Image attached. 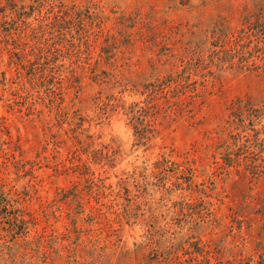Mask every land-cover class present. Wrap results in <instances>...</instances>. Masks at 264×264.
Wrapping results in <instances>:
<instances>
[{"label":"rangeland","instance_id":"rangeland-1","mask_svg":"<svg viewBox=\"0 0 264 264\" xmlns=\"http://www.w3.org/2000/svg\"><path fill=\"white\" fill-rule=\"evenodd\" d=\"M0 125V264H264V0H0Z\"/></svg>","mask_w":264,"mask_h":264},{"label":"trees","instance_id":"trees-1","mask_svg":"<svg viewBox=\"0 0 264 264\" xmlns=\"http://www.w3.org/2000/svg\"><path fill=\"white\" fill-rule=\"evenodd\" d=\"M178 89H180V88H175L174 89V91H177ZM139 111H141V110H139ZM138 111V112H139ZM141 116H142V114H141ZM144 123H147L146 122V120H144ZM0 129H3V127H2V125H0ZM150 128H148V130H149ZM259 138V135L258 134H256V136H255V139L257 140ZM223 146H225V149H229L228 148V145H226V142H224V144H222ZM234 147H237L238 149H237V151H236V153H237V155H235L236 157L238 156V159H240V157H241V154H242V147L240 146V145H238V141H236V142H234L233 144H232ZM244 145H246V143L244 144ZM229 162V161H228ZM188 172H189V177H188V179H189V182H190V184L192 185V177H193V175H192V170H190V169H186ZM210 214H211V212H210ZM203 218H202V216L200 215V213H198L197 214V220H195V221H193L194 222V224H195V226L196 227H198L199 226V222H201V223H203ZM18 221V222H17ZM15 222H17L18 224L19 223H23V222H25V221H21V218H19L18 216H17V219H14L13 220V222H12V225L15 223ZM23 232H21V233H19V234H22ZM19 234H17V235H19ZM16 235V234H15ZM14 235V236H15ZM191 250L189 251L188 250V252L187 251H185L186 253H182V254H184L185 256H189V258H190V260H192V261H196V260H199V258L203 261V263L204 264H212L211 263V259H213L211 256H209V254L210 253H203V249H201V247H200V241L198 240V241H196V242H194L193 243V245L191 246ZM235 260V259H234ZM249 260V259H248ZM238 262H239V260H238ZM240 262H242L241 260H240ZM249 264V263H248Z\"/></svg>","mask_w":264,"mask_h":264}]
</instances>
